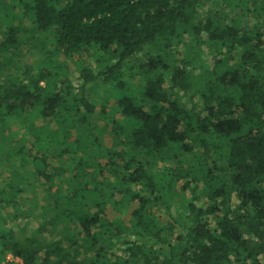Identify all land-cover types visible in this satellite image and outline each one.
Returning <instances> with one entry per match:
<instances>
[{"label": "trees", "instance_id": "obj_1", "mask_svg": "<svg viewBox=\"0 0 264 264\" xmlns=\"http://www.w3.org/2000/svg\"><path fill=\"white\" fill-rule=\"evenodd\" d=\"M21 45L41 62L15 76ZM9 121L27 133L17 150ZM8 254L264 264V0H0Z\"/></svg>", "mask_w": 264, "mask_h": 264}, {"label": "rangeland", "instance_id": "obj_2", "mask_svg": "<svg viewBox=\"0 0 264 264\" xmlns=\"http://www.w3.org/2000/svg\"><path fill=\"white\" fill-rule=\"evenodd\" d=\"M21 50L23 51L22 53H24L23 55H19L15 58V60L12 61L11 65L8 66L7 70H9L10 73H12V75H15V76H20L22 75V72H24V69L26 67H30L32 68V72H36V69H37V64H39L41 61H40V57L38 55L39 53V50L37 51H34V53H32L33 51H31V49L29 47H25L23 45H21ZM26 50H29V51H26ZM38 57V58H37ZM82 61L84 63L83 66H87L88 68H91L93 69L94 67H96V58L94 55L92 54H83L82 56ZM79 58V55L78 54H74V56L70 59H67L68 61V70H67V74H68V77L70 76L72 78V82H73V85L76 84V80H77V77L79 75V70H78V65L76 64L75 61H78ZM132 83H137V80L134 78L133 80H131ZM102 92V91H101ZM108 104L109 102H112V99L109 98V100L107 101ZM100 100L97 99V103L96 105L99 106L100 105ZM9 128H8V134H9V138H10V141H11V144L12 146L14 147V150H17L21 144L23 143H26V140H27V133H26V130L25 128L18 122L16 121H9ZM11 156V154H10ZM8 158V155L4 157V159ZM126 218V221H127V217ZM167 218V215L166 214H163V215H160V219L161 221H164L166 220ZM24 223L22 222L21 225H23ZM33 225L30 224L29 226L25 227L28 231L30 228H32ZM22 264L21 263V260L17 257L13 258L10 254H8L6 256V259L4 260V264Z\"/></svg>", "mask_w": 264, "mask_h": 264}]
</instances>
